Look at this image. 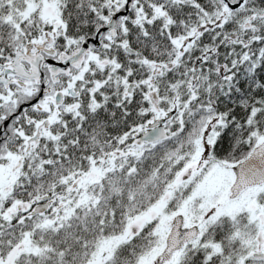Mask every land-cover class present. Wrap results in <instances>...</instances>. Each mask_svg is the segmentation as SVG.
Wrapping results in <instances>:
<instances>
[{"label":"snow or ice","instance_id":"6c2138e0","mask_svg":"<svg viewBox=\"0 0 264 264\" xmlns=\"http://www.w3.org/2000/svg\"><path fill=\"white\" fill-rule=\"evenodd\" d=\"M0 264H264V0H0Z\"/></svg>","mask_w":264,"mask_h":264}]
</instances>
